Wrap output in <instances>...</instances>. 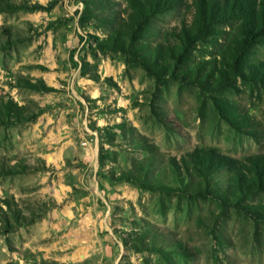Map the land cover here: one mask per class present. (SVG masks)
<instances>
[{
    "label": "rangeland",
    "instance_id": "rangeland-1",
    "mask_svg": "<svg viewBox=\"0 0 264 264\" xmlns=\"http://www.w3.org/2000/svg\"><path fill=\"white\" fill-rule=\"evenodd\" d=\"M10 4L0 0V114L9 100L24 110L20 123L0 118V264H264V190L222 202L120 180L152 148L264 156V30L245 60L256 78L246 68L211 91L190 77L226 59L236 18L187 46L161 83L127 52L99 48L129 0ZM150 19L134 46L180 47L193 14L177 5Z\"/></svg>",
    "mask_w": 264,
    "mask_h": 264
},
{
    "label": "trees",
    "instance_id": "trees-1",
    "mask_svg": "<svg viewBox=\"0 0 264 264\" xmlns=\"http://www.w3.org/2000/svg\"><path fill=\"white\" fill-rule=\"evenodd\" d=\"M11 0H4L8 10H15ZM129 0V10L123 17L119 12H112V32L104 39L99 48L103 52L123 51L132 56L133 60L143 67L149 76H154L159 82H165L169 76L177 75L172 62H180L183 50L193 42L200 39L212 28L214 23L223 22L226 19L236 18L240 21V35L233 41L229 52L219 65L216 61L209 64L210 67L200 63L197 71L192 73L191 79L211 91L219 90L220 84L232 85L237 75H242L246 68L250 69V78L255 79L257 72L252 67H245V60L249 48L256 42L257 36L264 30V0ZM175 2L178 4L175 5ZM182 6L193 14L192 22L185 26L179 35L182 45L169 42L168 44L151 45L140 43L134 46L137 35L141 36L150 27V18L163 8ZM232 5V6H230ZM19 8V7H17ZM260 33H259V31ZM2 31L7 34L6 28ZM9 36V35H8ZM180 74V73H179ZM261 74L264 75V70ZM186 76L187 73H181ZM214 83L204 85L208 79ZM260 75V74H259ZM260 78H263L262 75ZM208 82V81H207ZM38 89V85H30ZM47 91L51 89H46ZM4 111L0 118L3 124H16L22 122L23 107L18 106L13 100L3 105ZM229 118V117H228ZM229 121V119H227ZM231 122V121H229ZM152 148V147H151ZM150 156L139 164L138 171H129L120 177V180L134 185H141L149 190L159 191L165 194L180 193L189 199L213 198L219 201H227L228 197L237 199L241 194H255L264 190V156L255 160H238L225 157L215 149L202 148L188 152L181 159L169 158L155 152L154 148L148 151ZM157 162L161 169L157 171L155 178L153 168H157ZM228 173L226 181H220L218 175ZM217 176V179H214ZM169 180V181H168ZM167 182V183H166ZM225 183V184H224ZM237 203V202H235Z\"/></svg>",
    "mask_w": 264,
    "mask_h": 264
}]
</instances>
